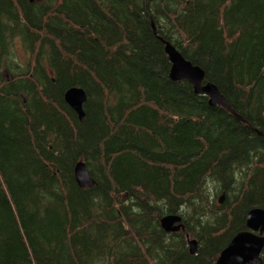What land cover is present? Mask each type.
<instances>
[{
  "label": "trees",
  "instance_id": "trees-1",
  "mask_svg": "<svg viewBox=\"0 0 264 264\" xmlns=\"http://www.w3.org/2000/svg\"><path fill=\"white\" fill-rule=\"evenodd\" d=\"M166 41L244 120L170 77ZM253 207L264 0H0V264H216Z\"/></svg>",
  "mask_w": 264,
  "mask_h": 264
},
{
  "label": "water",
  "instance_id": "water-1",
  "mask_svg": "<svg viewBox=\"0 0 264 264\" xmlns=\"http://www.w3.org/2000/svg\"><path fill=\"white\" fill-rule=\"evenodd\" d=\"M165 51L172 61L170 77L174 80H188L198 94L208 96L209 103L219 105L232 112L239 120H244L230 105L219 87L206 80L205 70L193 64L171 42H166ZM88 99L82 87H71L65 93V100L80 118L85 115L84 104ZM75 179L80 187H93L95 179L89 172L85 161H78L75 166ZM225 193L219 199L222 203ZM161 226L167 232H178L184 229L182 216L168 214L161 218ZM189 239V237H188ZM190 252H197V240L189 239ZM264 249V207H253L246 214V229L239 231L221 251L216 264H264L262 252Z\"/></svg>",
  "mask_w": 264,
  "mask_h": 264
},
{
  "label": "rangeland",
  "instance_id": "rangeland-1",
  "mask_svg": "<svg viewBox=\"0 0 264 264\" xmlns=\"http://www.w3.org/2000/svg\"><path fill=\"white\" fill-rule=\"evenodd\" d=\"M16 51H17L18 56H23V52H24V50H23V48H22V46H21V42H20L19 40L16 41ZM21 53H22V54H21ZM217 200H218V199H217ZM191 239H194V238L191 237ZM197 247H198V245H197Z\"/></svg>",
  "mask_w": 264,
  "mask_h": 264
},
{
  "label": "bare ground",
  "instance_id": "bare-ground-1",
  "mask_svg": "<svg viewBox=\"0 0 264 264\" xmlns=\"http://www.w3.org/2000/svg\"><path fill=\"white\" fill-rule=\"evenodd\" d=\"M166 42H168V41H166ZM166 42H165V44H166ZM166 49V48H165ZM167 53V52H166ZM168 54V53H167ZM168 56H169V54H168ZM169 59H170V61H171V58H170V56H169ZM171 64H172V61H171ZM171 68H172V66H171ZM171 72V71H170ZM174 80V79H173Z\"/></svg>",
  "mask_w": 264,
  "mask_h": 264
}]
</instances>
